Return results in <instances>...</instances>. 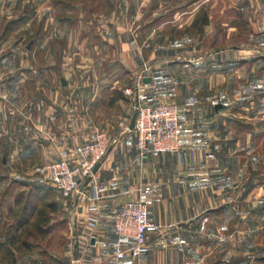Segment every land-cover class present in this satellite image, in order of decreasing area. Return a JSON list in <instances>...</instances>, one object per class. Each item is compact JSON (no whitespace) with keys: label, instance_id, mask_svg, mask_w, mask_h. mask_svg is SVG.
Returning <instances> with one entry per match:
<instances>
[{"label":"crops","instance_id":"obj_1","mask_svg":"<svg viewBox=\"0 0 264 264\" xmlns=\"http://www.w3.org/2000/svg\"><path fill=\"white\" fill-rule=\"evenodd\" d=\"M76 1L0 0V19L7 20V26L0 32V115L13 108L23 109V102L28 105L29 101L31 114L35 117L54 113V74L51 68L56 61L47 36H50V30L58 19L55 13L60 3L65 16L60 15L59 22L72 19L73 15L70 16L67 9L71 5V9H89L91 16L81 21L87 26L90 19H94L97 35L112 50L116 48L121 52L119 61L130 72L133 88L140 79L137 90L134 89L133 106L137 93L140 100L155 94L157 81L151 77L160 75L165 92L156 98L184 105L179 117L190 131L182 136L177 152L147 151L140 154L135 134L128 128L130 120L125 124L118 123L121 131L97 167V180H117L119 185L129 187L132 193L106 196L97 204L108 208L129 198H140L146 203L148 218L155 228L147 232L143 260L115 258L102 245L104 240L113 236L111 229L96 226L94 220L97 215L87 209L89 203H82L76 209L78 218L73 221L75 232L71 257L65 256L63 262L241 264L240 261H230L232 240L222 234L219 226L230 223L228 197L232 195V189L231 185L225 184V179L240 168L243 152L252 153V148L256 147L255 138L262 130L264 55L258 52L260 48L256 43L217 47L216 43L208 46L203 42L197 47L192 45V48L206 49L205 54L198 51V54L185 58L184 52L189 47L184 48L182 41L176 39L173 44L171 41L160 44L161 55L147 53L152 47L150 43L141 42L143 53L140 51L137 38L143 41L154 32L161 33L166 39L173 33L182 36L186 32L198 34L201 9L207 20L202 25L205 31L210 23L208 4L213 0H165L162 2L165 5L158 7L165 12H160L159 16H155L156 0H150L149 7L141 6L143 0H127V4L123 0ZM237 2V13L245 11L251 34L257 40L263 39L264 10L257 9L258 3H264V0ZM195 20H198L196 24ZM224 24L225 36L233 35V31L240 27L236 23ZM27 34L33 37L23 43ZM253 51L258 54H252ZM41 54L44 55L42 59ZM41 68L46 69L41 71ZM243 73L249 78L246 79L255 82L251 96H237L233 102L220 99L222 92H232L233 87H237L233 82L238 81ZM60 78V84L65 85V78ZM122 99L128 100L126 97ZM35 123L33 125L38 127L39 123ZM70 126L66 130L64 124L59 131L52 127L44 128L47 136H43L45 140L42 141L51 160L57 159L61 150H69L80 142L72 136ZM244 193L246 196L249 194ZM66 200L74 208L70 199H65L63 205ZM92 237L94 243H91Z\"/></svg>","mask_w":264,"mask_h":264},{"label":"rangeland","instance_id":"obj_2","mask_svg":"<svg viewBox=\"0 0 264 264\" xmlns=\"http://www.w3.org/2000/svg\"><path fill=\"white\" fill-rule=\"evenodd\" d=\"M123 1L127 4V0ZM149 1H141V6L149 7ZM156 1L155 16H159L160 12H165L164 9L158 8L165 5L162 3L165 0ZM237 1L213 0L209 3L207 11L210 14V23L205 31L202 24L199 25L198 34L186 32L182 36L173 33L166 39L161 33L154 32L143 41L142 38H137L140 51L141 42L150 43L152 47L147 53L161 55L163 51L159 47L160 44L165 41H171V44L182 41L184 48L189 47L187 52H184L186 58L191 54H198L199 48L193 50L192 45L199 46L203 42L208 46L216 43L217 47L256 43L260 48L258 52L264 55V36L263 39L257 40V37L251 34L245 11L237 13ZM258 5L257 10H264L263 2ZM71 6L67 9L70 16L73 15L72 19L59 22L60 15L65 16V13L61 11L63 7L60 3L57 4L55 14L58 19L50 30V36H47L51 49L55 51L53 58L56 61L55 66L51 68L54 74V113L35 117L31 114L29 101L28 105L23 102V109L13 108L0 115V257L4 250H10L15 264H65L63 258L67 256L69 259L73 248V221L76 222L78 218L77 212L67 200L63 205L65 199L42 181L37 172L38 167L51 161L42 141L43 136H47L44 128L52 127L59 131L65 124L68 130L70 124L72 136L78 141L92 139L97 130H102L112 143L121 131L118 123L125 124L133 114L134 97L125 96L123 93V89L132 86V82L130 72L119 61L121 52L116 48L115 51L112 50L97 35L94 19H90L91 23L88 21L87 26L81 21L91 16L89 9H71ZM248 6L251 10L250 3ZM28 8L30 10V7ZM202 17L201 9L200 18ZM225 22L236 23L240 27L233 31V35L225 36ZM5 26L7 20L0 19V32ZM261 28L264 30L263 26ZM32 37V34H27L23 43H27ZM199 52L205 54L206 49ZM136 54H139L138 51ZM252 54L258 53L253 51ZM40 58H44V55L41 54ZM60 77L65 78V85L60 84ZM246 77V73L241 74L238 81L233 82L237 87H233L232 92H222L220 99L233 102L237 96H251V88L255 82ZM28 89L31 90V87ZM122 97L128 100L125 101ZM33 123H39V126L36 127ZM261 129L255 138L256 147L252 148V153L243 152L240 168L236 169L229 179H225V184L231 185L232 195L228 197L231 206L228 210L230 223H224L227 230L222 231V234L230 236L232 240L230 261L233 263L240 261L241 264H264V118ZM245 191L249 192L248 196ZM26 198L35 204L36 209L28 216L27 223L20 228L17 224L23 217L22 207ZM38 210L42 211L37 213ZM37 218L40 224L46 226L44 235H40L32 227Z\"/></svg>","mask_w":264,"mask_h":264},{"label":"built area","instance_id":"obj_3","mask_svg":"<svg viewBox=\"0 0 264 264\" xmlns=\"http://www.w3.org/2000/svg\"><path fill=\"white\" fill-rule=\"evenodd\" d=\"M144 69L148 67L144 66ZM156 80L155 94L140 100L136 94L135 119L132 131L136 137V146L143 154L177 152L182 136L190 131L180 120L179 111L184 105L163 102L156 95L165 92L161 76ZM140 79L134 87L138 88ZM135 88L125 87V96L135 97ZM111 140L102 130H97L92 139H84L69 150H62L59 158L48 161L38 167V175L65 199H70L76 210L82 203H89L87 209L94 212L96 226L110 228L113 236L104 240L102 245L110 250L117 259L132 257L143 260V250L148 230L155 228L149 220L147 205L140 198H129L121 203L104 208L98 201L106 196L130 195L131 189L119 185L117 180L98 181L94 170L100 164L111 146ZM87 182L84 183L85 179ZM221 231L227 230L222 224Z\"/></svg>","mask_w":264,"mask_h":264},{"label":"trees","instance_id":"obj_4","mask_svg":"<svg viewBox=\"0 0 264 264\" xmlns=\"http://www.w3.org/2000/svg\"><path fill=\"white\" fill-rule=\"evenodd\" d=\"M201 19H202V22H201ZM198 20L201 22L202 25L207 22L205 17H202V18L199 17ZM198 20H195L194 23L196 24V21L198 22ZM35 209H36L35 204L29 198H26V201L22 207L23 217L18 220L17 227L22 228L27 223V219H28V216L30 215V213L34 212ZM41 211L42 210H38L37 213H40ZM32 227L40 235H44L46 233V226H44L43 224H40V222H38V218L32 224ZM11 255H12V252L10 250H4V252H2V255L0 257L1 264H4V263L15 264V260H14V258H11ZM262 260L264 261V257L262 258Z\"/></svg>","mask_w":264,"mask_h":264},{"label":"water","instance_id":"obj_5","mask_svg":"<svg viewBox=\"0 0 264 264\" xmlns=\"http://www.w3.org/2000/svg\"><path fill=\"white\" fill-rule=\"evenodd\" d=\"M144 81H147V80H144ZM135 107H136V103H135V105H134V112H133V114H132V116H131V118H130L129 124H128V128H129V130H132V129H133V124H134V119H135V113H136V111H135ZM98 165H99V164H97V165L95 166V168H94L93 171H95V170L97 169ZM87 180H88V178L85 179L84 183H86ZM91 243H94V237L91 238ZM74 247H76V244H74Z\"/></svg>","mask_w":264,"mask_h":264}]
</instances>
